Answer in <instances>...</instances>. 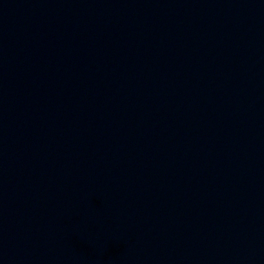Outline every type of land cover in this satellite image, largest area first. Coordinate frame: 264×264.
<instances>
[{
  "label": "water",
  "instance_id": "water-1",
  "mask_svg": "<svg viewBox=\"0 0 264 264\" xmlns=\"http://www.w3.org/2000/svg\"><path fill=\"white\" fill-rule=\"evenodd\" d=\"M0 264H264V0H0Z\"/></svg>",
  "mask_w": 264,
  "mask_h": 264
}]
</instances>
